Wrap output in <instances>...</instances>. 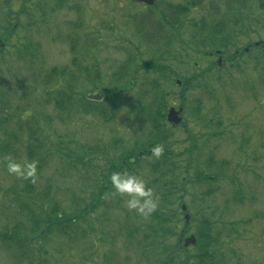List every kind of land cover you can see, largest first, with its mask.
<instances>
[{
	"label": "rangeland",
	"instance_id": "obj_1",
	"mask_svg": "<svg viewBox=\"0 0 264 264\" xmlns=\"http://www.w3.org/2000/svg\"><path fill=\"white\" fill-rule=\"evenodd\" d=\"M191 1L159 0L158 7L149 10L143 5L131 6L128 0H63L59 7L57 0H0V43L4 45L0 53V105H6L0 122L5 116L13 117L11 123L5 124V130H0V236L18 222L27 227L31 225L22 204L28 203L32 214L38 215L36 209L41 203L35 202V196L42 198L48 194L45 207L58 205L60 213L68 215L80 212L92 201L93 172L85 171L83 166L69 172L58 160L52 161L34 178V195L25 191L27 183L33 185L31 178L7 171L6 157L22 166L26 161H33L25 149L29 141L27 122L34 119L39 122L45 130L47 144L62 143L76 151L84 145L105 148L116 142L118 147L109 151L112 159L121 151L131 149L136 141L146 139L145 130L150 125L140 109L152 104L151 96L144 95L158 80L161 93L172 95L165 116L172 108L182 110L181 125L172 126L166 121L163 124L169 133L167 146L179 156L178 175L181 179L189 176L183 200L190 225L185 226L184 214L177 215L180 221L177 233L168 247L176 250L179 246L183 251L184 240L196 237L199 226L196 220H203L204 208H208L209 219L222 222L216 223L218 229L227 227L233 231L230 238L218 244L221 245L219 253L224 256L218 255L223 257L218 264H264V92L258 77L264 70V10L258 6L259 0H250L248 12L252 17L240 15L241 25L230 35L231 42H222V48L204 45L198 31L203 28L204 20L208 26L218 25L220 16L216 7L225 0H202L197 8L182 16L183 24L180 22L175 31L188 46H181L178 41L170 56L186 62L170 61L172 71L179 76L171 83L152 70L134 71L148 61L147 44L139 34L140 24L145 23V33L155 34L154 24H164L161 10L167 16L171 9L168 11L166 6L193 8ZM151 11L155 17L150 20ZM146 13L150 18L141 22ZM169 16L175 21L174 13ZM164 27L170 33L169 26L164 24ZM195 35L197 38L193 39ZM140 46L141 54L134 49ZM247 49L250 51L246 52ZM216 50L223 52L221 68L218 58L209 55ZM131 53L137 55L138 63L131 67L134 77L125 71L129 68ZM75 59L83 72L75 67ZM56 68L67 69L74 78L57 76L56 82H51L53 91L47 80ZM196 77L200 80L183 92L182 81ZM176 82L181 86H175ZM248 85L258 95L255 101L244 87ZM70 86L89 101L106 98V89H117L115 122L105 125L96 113H75L61 120L62 114L55 110L49 97ZM50 91L54 93L49 96ZM17 109L22 110L20 114L15 113ZM2 147L8 150L3 152ZM108 160L104 155L98 163L106 165ZM209 163L212 166L208 168ZM200 171L210 179L204 187L195 183V175ZM137 174L155 194L158 187L152 184L155 180L152 170L140 167ZM202 192L208 194L203 197ZM236 194L241 204L234 201ZM125 199L113 191L91 219L93 224L83 226L85 237L80 233L73 240L55 236L41 244L42 253L36 252L38 255L32 264H106V257L117 264H146L136 244L131 246L127 242L124 230L132 223H147L148 219L134 210L129 211ZM197 247L186 248L180 260L191 256L196 260L201 251ZM0 264H14L1 246Z\"/></svg>",
	"mask_w": 264,
	"mask_h": 264
},
{
	"label": "trees",
	"instance_id": "obj_2",
	"mask_svg": "<svg viewBox=\"0 0 264 264\" xmlns=\"http://www.w3.org/2000/svg\"><path fill=\"white\" fill-rule=\"evenodd\" d=\"M59 3L57 7L61 5L63 0H57ZM190 4L193 8H187L184 6H166L168 11L171 9L169 15L173 13L176 15L175 21L170 20L169 15H165L162 12L164 19V24L169 26L170 33L166 32L164 24H154L155 34L152 35L144 32L145 23L140 24L139 34H142L143 40L146 42V49L148 50L147 58L148 61H145L142 68H136V70L142 69L144 71H155L165 78V81L171 83L174 81L177 76L171 69L169 63L172 62H186L184 59L180 60L177 58H171L170 54L172 50L177 46L178 41L179 45L183 46L186 44L183 36L176 34L175 29L179 25L183 24L181 20L182 16L187 15L191 9L197 8L202 4L197 0L191 1ZM250 0H225V3L217 8L219 13V21H217V26H208V22L204 20V23L201 22L202 29L199 28L200 40L204 41V45L207 43L210 44L215 49L222 48V42L227 43L228 40L232 41L233 37L230 35L236 32V27L239 28L241 25V16L245 15L246 18L252 17L251 12H248ZM132 3H130L131 5ZM259 8L261 7L264 10V0H259L257 3ZM248 5V6H247ZM131 6H135L132 4ZM158 7V5H156ZM155 7V8H156ZM41 10V9H40ZM152 10V9H149ZM151 18L147 16V13L143 15V22L148 18L153 19L155 13L151 11ZM181 20V21H180ZM258 20V17H254V22ZM179 21V22H178ZM181 22V24H179ZM204 25V26H203ZM237 28V30H239ZM175 31V34L173 33ZM10 32V31H9ZM8 32V33H9ZM10 32L9 34H11ZM197 38V35L193 37ZM7 39V38H6ZM5 39V40H6ZM206 43V44H205ZM187 45V44H186ZM188 46V45H187ZM31 46H27L26 49ZM73 45V50L75 49ZM186 47V46H185ZM142 46L134 48L135 51L138 50L139 54ZM130 62L125 71L126 75L130 73L132 77L134 75L131 72V67L136 66L137 55L129 54ZM141 58V55H139ZM74 60L75 67L81 73L83 68ZM88 73V72H87ZM89 74V73H88ZM99 71L97 73V76ZM62 77L63 79L66 76H70V79H73L74 76L72 73H69L67 69L63 70H53L52 75H49L48 86L55 90L51 85V82H54L57 76ZM196 76V75H195ZM88 80H90L88 78ZM200 79L188 78L182 81V87H184L183 92L187 88H192L194 82H198ZM56 82V81H55ZM159 81L156 80L150 90H146L144 97L151 96L152 104H148L140 109L142 116L145 117V121L150 126L149 130L146 131V139L142 142L136 141V145L131 149L121 151L118 156L115 158L110 157L109 151L118 147V144H110L105 148L101 145L87 146L79 148L78 151L74 150V147L63 145L62 143L47 144L44 139L46 138V133L44 128L39 124L36 119L33 121L27 122L25 130L29 134V141L25 147L28 152V158L35 161L37 165V174L45 170L52 161L58 160L62 164L63 168L69 172L77 171L79 165L85 168V171H92V188L91 197L92 201L86 205L84 209L75 214L68 215L63 212L60 213L58 205L48 206L46 208V201L48 200V194L42 196V198L33 197L35 202H40L39 208L36 209V213L32 214L29 210V204H22L23 211H26L28 214L29 224L27 227L25 223L21 224L18 222L15 227L4 232L0 236V246L7 251L11 256L14 264H32L38 253L40 251L41 244L49 242L55 236L63 237L66 239H75L80 233L82 237H85L86 231L84 230V225L91 226L93 224L92 220L95 214L98 212L102 202L105 198L113 193L114 189L110 183L109 176L114 171H130L138 173V169L141 167H148L152 170L154 175V181L152 184L158 187L157 192L154 196L157 198L158 207L155 212H153L149 217H147V223L138 224L132 223L130 226L125 228L124 235L126 240L131 246L136 244V250L140 257L145 261L146 264H218L224 256L221 255L220 246L218 244L223 243V239H228L232 236V229H218L216 223H222L221 221H212L209 219V210L204 208V213L202 214L203 220L197 218L196 222L199 224L197 232L195 233L197 237V250H201L197 254L196 260H192L193 257H186L184 260H180L181 254L183 251L186 252L185 248L181 251L179 246L178 249L171 250L168 247V242L173 236L177 233L178 221L177 215H183L181 211V206L184 204V194L187 193L186 187L188 186L187 181L189 176H185L182 179L177 172V159L179 156H176L173 151L167 146L168 135L164 129L163 122L166 118V111L170 105L172 95L162 92L158 86ZM133 85V81L130 82ZM177 86V83L175 84ZM199 86V85H198ZM127 89V88H126ZM127 91V90H126ZM54 92H49L48 95H52ZM57 96H50L52 100H49L53 103V107L56 111L60 112L62 115L60 119L62 120L65 116L70 117L73 114L79 113L84 115H91L96 113L99 115L105 125L115 122L117 116L116 104L114 98L117 96L118 92L115 88L106 89V98H98L93 101H89L85 95H77V91L74 88L67 87L60 91ZM99 97V96H98ZM47 102V101H46ZM6 105H0V116L3 115ZM78 109V112L76 111ZM22 110L17 109L16 114H20ZM76 111V112H73ZM29 113V112H28ZM72 114V115H71ZM13 119L10 117H3V120L0 122V130H5V124L11 123ZM22 120V119H21ZM28 121V117L26 118ZM30 123V124H28ZM165 127L167 125L165 124ZM22 130V129H21ZM162 145L164 147V152L162 155L157 158L151 155V149L155 145ZM107 149V150H106ZM8 150V147H2L1 151ZM80 152V154H78ZM106 153V154H105ZM105 155L109 164L100 165L98 163ZM212 163L213 160H210ZM226 163V162H225ZM97 164V166H96ZM100 167H99V166ZM212 165L209 163L208 168ZM177 177L178 184H177ZM33 185L27 183V189L25 190L27 194H31L35 189V180L31 178ZM210 182V179L206 177L203 171L198 172L195 175V183L204 187L205 184ZM25 192V193H26ZM34 195V193H32ZM207 192H202L203 197L207 195ZM181 195V196H180ZM78 199V198H77ZM234 201L240 202L236 196L233 198ZM179 203V205H177ZM174 206L176 208L174 209ZM200 214V212H199ZM27 218V217H26ZM180 218V217H179ZM182 221V220H181ZM233 225V224H231ZM81 238V236H80ZM38 251V253H36ZM182 252V253H181ZM218 255L223 256L221 258ZM195 257V256H194ZM106 264H117L112 258H105Z\"/></svg>",
	"mask_w": 264,
	"mask_h": 264
},
{
	"label": "clouds",
	"instance_id": "obj_3",
	"mask_svg": "<svg viewBox=\"0 0 264 264\" xmlns=\"http://www.w3.org/2000/svg\"><path fill=\"white\" fill-rule=\"evenodd\" d=\"M164 152L162 145H155L151 149V155L159 158ZM7 171L25 179L35 178L37 165L35 161L21 164L15 162L11 157H6ZM110 183L114 189V194L126 197L125 206L129 211H135L139 215L147 218L158 207L157 198L153 189L148 186L147 181L139 174L130 171H114L109 176Z\"/></svg>",
	"mask_w": 264,
	"mask_h": 264
},
{
	"label": "water",
	"instance_id": "obj_4",
	"mask_svg": "<svg viewBox=\"0 0 264 264\" xmlns=\"http://www.w3.org/2000/svg\"><path fill=\"white\" fill-rule=\"evenodd\" d=\"M129 1L135 4H142L148 7H153L158 0H129ZM3 48L4 45L0 43V52ZM178 84H180V82H178ZM181 114H182L181 109L179 111H176V109L172 108L168 113V117H167L168 122L176 126L180 125L182 123ZM182 212L185 213L184 215L185 225L188 226L190 224V215L186 213L187 207L185 205L182 206ZM196 243H197V239L195 236H191L190 238H187L183 242L185 248H188L190 246H195Z\"/></svg>",
	"mask_w": 264,
	"mask_h": 264
},
{
	"label": "flooded vegetation",
	"instance_id": "obj_5",
	"mask_svg": "<svg viewBox=\"0 0 264 264\" xmlns=\"http://www.w3.org/2000/svg\"><path fill=\"white\" fill-rule=\"evenodd\" d=\"M259 45L260 44H257V46H259ZM248 51H250V49H247L246 52H248ZM209 55H211V57H213L215 55L218 58V66L221 68V66L224 64L223 52H221L220 50H216L214 52H209ZM236 55L238 56V52L237 51H236ZM254 61L256 62L257 60H254ZM232 66H235L234 63L232 64ZM254 67H257V63L254 65ZM236 68H238V74L240 75L241 71H240V67H239L238 64L236 65ZM208 71H209V74H210L211 71L210 70H208ZM258 77H259V79L261 81L259 83V86L262 89V91L264 92V70H263L262 73L259 74ZM244 87L248 90L247 92H249V96L255 101L258 98L257 97L258 95H257L256 91L253 89V87L251 85H248V87H246V86H244Z\"/></svg>",
	"mask_w": 264,
	"mask_h": 264
},
{
	"label": "bare ground",
	"instance_id": "obj_6",
	"mask_svg": "<svg viewBox=\"0 0 264 264\" xmlns=\"http://www.w3.org/2000/svg\"><path fill=\"white\" fill-rule=\"evenodd\" d=\"M131 3L134 4L135 6H136V5H142V4H135V3H133V2H131ZM2 50H3V49H2ZM2 50H1V51H2Z\"/></svg>",
	"mask_w": 264,
	"mask_h": 264
}]
</instances>
